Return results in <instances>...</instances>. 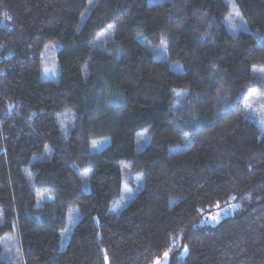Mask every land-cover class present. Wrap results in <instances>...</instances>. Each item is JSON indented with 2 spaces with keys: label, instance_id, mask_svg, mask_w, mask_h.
<instances>
[{
  "label": "trees",
  "instance_id": "1",
  "mask_svg": "<svg viewBox=\"0 0 264 264\" xmlns=\"http://www.w3.org/2000/svg\"><path fill=\"white\" fill-rule=\"evenodd\" d=\"M234 3L249 30L232 36L224 0H97L83 18L86 0H0V239L15 232L21 264H264V129L242 107L264 93V0ZM123 164L142 181L112 212ZM213 208L229 214L201 224Z\"/></svg>",
  "mask_w": 264,
  "mask_h": 264
},
{
  "label": "rangeland",
  "instance_id": "2",
  "mask_svg": "<svg viewBox=\"0 0 264 264\" xmlns=\"http://www.w3.org/2000/svg\"><path fill=\"white\" fill-rule=\"evenodd\" d=\"M97 0H86V6L84 9V13L82 14V18L85 17L88 9L94 5ZM164 0H147V4L152 5L154 3L162 2ZM226 5H228V11L223 18V24L227 29V32L230 35H234L237 32L249 30L246 23H244L242 17L239 15L237 11V6L234 3V0H224ZM113 35V24H109L104 27L98 34V36L94 39L96 45H99L101 41H105ZM160 43L151 48L152 52H155L157 59H166V49L167 43L164 39L159 41ZM258 43L264 45V38L258 37ZM59 43L53 41L51 43L45 44L40 52V80L41 81H49L55 83L59 69L57 67V59L55 58V53L59 48ZM170 68L175 73H179L182 71L181 64H171ZM264 67H253L252 71L257 72V75L263 76ZM257 70V71H255ZM242 107L245 113V117L249 120L254 121L260 129H264V93L250 90L242 103ZM70 121L69 114H65L61 117L62 125H68ZM137 141L135 143L136 152L143 149L144 144L148 140L147 134H145V128L139 130L137 132ZM108 142V137H103L99 139H92L90 141L89 147L90 152H98L103 148V146ZM122 168V184H121V193L120 195L112 200L111 202V211L117 212L118 210L124 208L128 204V200L131 196L139 189L141 179V173H133L130 168L126 164L121 166ZM83 187L86 189L84 178L81 180ZM228 209L226 208H213L211 212H209L205 217L201 219V224L204 225H214L220 222V219L224 216H227ZM66 223L65 230L62 231V239L65 242L67 240V236L72 229L71 227L75 223V221L79 218V214L74 205L69 206L66 211ZM1 246L3 248V253L5 259L9 262V264H21V257L19 253V241L15 232L10 234H5L0 239ZM168 261L167 253L161 256L159 259H155L152 264H165Z\"/></svg>",
  "mask_w": 264,
  "mask_h": 264
}]
</instances>
